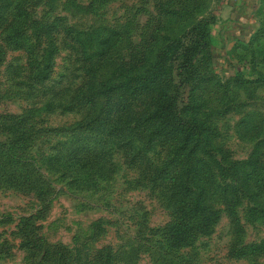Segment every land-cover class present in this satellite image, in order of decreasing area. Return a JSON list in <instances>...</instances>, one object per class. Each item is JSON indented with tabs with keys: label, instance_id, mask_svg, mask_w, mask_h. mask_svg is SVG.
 I'll return each instance as SVG.
<instances>
[{
	"label": "trees",
	"instance_id": "1",
	"mask_svg": "<svg viewBox=\"0 0 264 264\" xmlns=\"http://www.w3.org/2000/svg\"><path fill=\"white\" fill-rule=\"evenodd\" d=\"M206 1L211 0L158 1V13L168 21L184 16L191 19L184 26L188 29L170 34L175 27L169 30L172 25H166V33L153 34L154 44L147 52L135 61L120 62L103 75L97 73L99 66L93 58L113 33L102 38L90 30H76L62 16L38 22L22 9L21 0H0V63L4 45L21 48L27 54L28 78L35 83L45 81L58 52L55 30L72 39L85 59V78L71 99L84 111L73 124L36 127L27 113H0L7 134L0 136V183L33 192L40 202L38 216H44L42 208L51 184L40 172L31 149L38 138L63 134L69 137L56 143L45 157V163L62 175L87 180L106 169L111 148L103 146L112 142L127 163H140L152 181L167 187L176 205L175 219L164 229L171 243L185 244L197 234L209 233L222 211L231 217L235 228H241L236 208L245 199L250 213L264 217V116L254 109L244 110L239 98L241 92L251 91L253 96L256 89L264 87V72L258 69V64L264 63V6L258 9L259 22L249 39L238 41L245 55L248 49L252 74L243 73V61L232 73L222 75L214 71L210 60V24L215 22V14L196 17ZM210 90L216 93L214 104L210 103ZM228 111L240 113L235 132L252 142L244 158H234L227 148L214 143L217 128L210 116ZM153 144L165 148L159 165L152 164L146 153ZM24 231V245L40 249L44 255L47 247L29 239V230ZM263 251L264 237L232 252Z\"/></svg>",
	"mask_w": 264,
	"mask_h": 264
},
{
	"label": "rangeland",
	"instance_id": "2",
	"mask_svg": "<svg viewBox=\"0 0 264 264\" xmlns=\"http://www.w3.org/2000/svg\"><path fill=\"white\" fill-rule=\"evenodd\" d=\"M158 1L21 0V7L38 22L62 16L76 30H90L102 38L113 33L93 58L99 66L97 73L104 75L120 62L135 61L147 52L154 44L153 34L166 33V25H172L169 30L175 27L173 32L168 31L170 34H182L188 29L184 26L191 19L184 16L175 22L168 21L158 13ZM217 7V0L206 1L196 17L215 14ZM258 14L257 19L261 13ZM256 26L249 23L240 31L220 33L218 26L210 24V60L214 71L228 75L245 61L243 73L252 74L248 49L245 55L237 36L248 40ZM54 36L58 52L49 78L41 83L28 78L26 52L4 45L0 113H27L36 127H63L81 118L84 110L71 99L85 78V59L79 46L62 30H55ZM261 43L264 50V40ZM197 54L199 57L201 52ZM258 67L264 72V63ZM247 92L239 94L244 102L242 108L257 110L264 116V87L256 89L253 96L251 91ZM209 95L210 103L214 104L216 93L210 90ZM239 116L234 111L210 116L217 128L214 143L224 146L238 159L247 156L252 147L251 141L239 138L235 132ZM4 129L0 123V136L7 135ZM68 137L44 136L36 139L31 149L40 172L51 184L42 208L44 216H38L40 202L33 192L0 183V264H264V251L245 255L232 252L264 237V217L248 211L247 199L236 208L241 228H235L231 217L222 211L209 233L197 234L185 244L171 243L164 229L174 221L176 205L167 187L152 181L140 163H127L123 152L112 142L103 146L111 148L106 169H100L87 180L62 175L58 168L45 163V157L52 153L56 143L59 145ZM146 151L152 164L162 163L164 147L153 144ZM30 214L33 216L23 221ZM24 230H29V239L47 247L44 255L42 250L24 245Z\"/></svg>",
	"mask_w": 264,
	"mask_h": 264
},
{
	"label": "crops",
	"instance_id": "3",
	"mask_svg": "<svg viewBox=\"0 0 264 264\" xmlns=\"http://www.w3.org/2000/svg\"><path fill=\"white\" fill-rule=\"evenodd\" d=\"M216 20L212 25L221 29L220 33L240 31L250 25H258V9L264 6V0H217ZM218 29V30H219ZM254 29V28H253ZM243 39L242 36H237Z\"/></svg>",
	"mask_w": 264,
	"mask_h": 264
}]
</instances>
